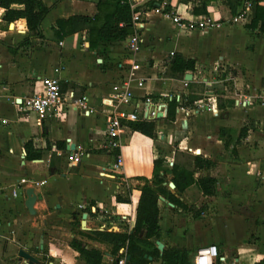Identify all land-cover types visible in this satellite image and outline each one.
Returning a JSON list of instances; mask_svg holds the SVG:
<instances>
[{
	"label": "crops",
	"instance_id": "0c3cea01",
	"mask_svg": "<svg viewBox=\"0 0 264 264\" xmlns=\"http://www.w3.org/2000/svg\"><path fill=\"white\" fill-rule=\"evenodd\" d=\"M97 1L44 0L50 11L41 23L40 37H29L23 18L6 23L0 12V118L6 119L0 122V218L10 223L12 214L18 213L32 219L27 223L40 230L37 244L32 245L28 228L24 229L27 242L23 241V250H31L44 264H85L70 246L78 240L84 249L100 251L104 264H115L113 260L120 254L126 260V244L121 246L116 238L130 234L135 225L140 196L137 185L141 183L133 177H150L156 151L164 155L167 166L179 157L190 158L192 163L199 156L212 165L196 169L193 178L213 179L212 192L204 193L195 183L182 190L169 187L167 191L181 205L160 196V237L146 250L153 253L156 247L160 255L164 248L184 249L193 260L197 249L215 244L224 258L219 264L263 260L264 31L252 39L245 26L248 22L229 21L233 14L225 0L174 1L176 14L191 19L202 15L195 9H205L219 26L203 32L185 31L192 42L167 51L195 60L194 70L185 72L192 75L189 86L182 87L180 79L168 78L164 71L159 78L147 74L146 89L134 91L132 103L141 102L145 92L156 100L171 91L179 95L181 105L175 120L166 125V136L160 127L165 119L159 122L160 141L131 131L125 122L115 138L119 146L113 148L106 135V119L112 109L105 106L106 113L98 107L126 68L113 65L109 53L100 68V57L89 48L86 30L62 39L54 33L57 19L93 15ZM160 17L180 30L163 15L146 16L138 63L149 71L154 69L144 64L143 57L151 55L156 62L161 56L151 49L165 36L157 30ZM166 37L168 42L173 40L171 33ZM43 76L59 78L63 100L39 122L33 112L19 111L18 104L40 91L38 78ZM82 95L87 96L92 110L88 114L72 106L71 97ZM187 95L202 98L194 106H184L181 98ZM198 101L208 109L196 108ZM132 103L118 109L131 111ZM193 108L194 115L187 117L185 111ZM72 145L82 153L77 163L69 159ZM111 150H119L116 157L121 158V166L114 167L117 158ZM19 181L24 183L13 196ZM29 187L37 196L34 215L24 205ZM157 241L163 245L161 249ZM148 260V264H161L158 257L149 255Z\"/></svg>",
	"mask_w": 264,
	"mask_h": 264
},
{
	"label": "trees",
	"instance_id": "16d2710c",
	"mask_svg": "<svg viewBox=\"0 0 264 264\" xmlns=\"http://www.w3.org/2000/svg\"><path fill=\"white\" fill-rule=\"evenodd\" d=\"M226 5L229 7L233 15L237 14L240 5L239 0H225ZM263 0H258L252 7L248 15V23L245 26L250 30L251 38L255 39L259 33L264 31V4ZM12 5H21L22 8H12ZM96 13L93 15L74 14L68 18H60L56 20V28L54 29L55 36L62 39L73 33L86 30L88 32L89 48L96 50V54L103 58L105 56L102 48H108L116 42L125 40L132 32L130 20L132 11L130 9L128 0H98L95 5ZM0 10H3L2 20L6 23L16 21L23 18L26 21V26L30 36H42L41 23L45 16L50 11V7L46 5L44 0H0ZM196 14H205L206 10H196ZM124 23V26H120ZM28 41V40H25ZM195 67V60L183 56L180 53H175L169 61L168 69L165 71V76L173 79L184 78L186 71H192ZM188 82V86L190 85ZM202 98L201 95H187L181 98L184 106H194V102ZM183 104V103H182ZM181 104L174 99L168 102L167 114L164 118L166 122L172 123L175 120L176 109ZM126 125L131 131H137L156 141L158 136L156 133V124L154 120H139L127 122ZM244 131V127L241 132ZM27 145V144H26ZM27 147V146H26ZM163 156L159 155L154 160L155 164L164 165ZM212 163L199 156L194 157L193 170L188 172L189 182L180 183L184 177V172L176 165H173L172 170V183L174 190H182L190 184H197L204 193H211L214 181L209 177L200 176L196 179L193 178V173L196 169L209 168ZM177 168V169H176ZM184 170V168L181 167ZM144 184L139 187L140 196L136 209V220L132 232L126 236H120L118 239L121 246L126 244V256H129V264H148V256L158 257L161 264H193L189 258L188 251L178 248H164L159 255L158 249L155 247L154 252L146 250V246L151 245L154 240L160 237L159 228V197L163 196L170 200L171 203H178L177 199L173 196L169 197L167 187L163 185V179L157 174L153 176L151 183L144 180ZM117 199H123L117 196ZM123 200H126L125 198ZM107 234V233H97ZM110 235V234H108ZM83 256L85 264H104L102 262V253L96 249H84L83 247L73 244ZM28 253H33L31 250ZM116 254V251H112ZM120 256L113 260L116 263ZM218 259L215 264L218 263ZM220 262V261H219ZM255 264H264V259L257 261Z\"/></svg>",
	"mask_w": 264,
	"mask_h": 264
},
{
	"label": "built area",
	"instance_id": "2783aa9c",
	"mask_svg": "<svg viewBox=\"0 0 264 264\" xmlns=\"http://www.w3.org/2000/svg\"><path fill=\"white\" fill-rule=\"evenodd\" d=\"M175 2L181 0H128L130 9L132 11L130 25L132 32L126 40L127 53L134 56L139 54L141 47L144 43V33L146 28V16L148 14H160L167 17L172 24L180 30L191 31H207L209 29L219 26V21L214 17L202 14L197 15L191 19L184 18L173 11L175 8ZM190 2H197L198 0H188ZM258 0H239L240 9L237 14L230 17L229 21L233 23L248 22V15L251 12L253 5ZM152 3L153 6L149 4ZM120 26H124V23H120ZM174 53H170L173 56ZM170 56V57H171ZM130 68L123 70L121 79L111 86L110 92L101 99L103 106L112 109V113L108 115L106 119V135L110 139V147H118L119 143L115 139L119 136L120 130L124 128L125 122L139 121V120H154L156 126V133L158 131V124L161 120H164L167 114L168 102L175 98L179 101V95L176 92L166 93L159 96V98L153 99L148 93L143 94L141 102L132 103L134 98V91L145 90V79L134 78L133 70H136L140 65L135 60L130 59ZM120 68L121 65H119ZM40 84V91L36 92L32 96L24 97L20 100L18 107L19 111L33 112L38 121L41 122L45 119L53 110H56L62 104V93L59 84V78L56 76H43L38 78ZM188 80L184 78L181 80L182 87L188 86ZM264 100V96L262 98ZM72 106L76 109L82 110L84 113H90L92 110L88 107V98L82 95L78 98H72ZM198 101L196 108L206 107ZM132 103L131 111L119 110V105H130ZM196 109L186 110V116L190 117L194 115ZM0 122L5 123L6 119H1ZM159 133V132H158ZM69 143V140H68ZM80 150V149H79ZM79 150H71L69 159L77 163L81 159L82 153ZM121 158H117L114 167L121 166ZM24 181L16 183L17 189L13 192V196L17 195L18 185L20 186ZM222 261L224 258L219 255L218 248L215 244H209L200 247L196 250L192 263L193 264H214L215 260ZM124 257L117 260L115 264H125Z\"/></svg>",
	"mask_w": 264,
	"mask_h": 264
},
{
	"label": "rangeland",
	"instance_id": "374dc122",
	"mask_svg": "<svg viewBox=\"0 0 264 264\" xmlns=\"http://www.w3.org/2000/svg\"><path fill=\"white\" fill-rule=\"evenodd\" d=\"M150 6H153L152 3L149 4ZM159 26L157 27L158 32L161 33V36L165 35L162 39L161 42L158 43H153L152 44V48L151 49H155L156 52L155 54H157L158 60L155 62L152 58L151 55L147 56V57H143L145 58L144 64H149L148 67H152L154 70L149 71L147 70V66H140L138 69L133 70V77L134 78H145L147 76V74H151V73H155L158 78L163 75L164 71H166V69H168V65H169V60H168V56L170 57L171 55L169 54V51L171 48H174V46H178L179 48L181 46H188L192 41L191 39H189L187 37V32L183 31V30H178L176 28H173L171 23L168 20H165V18L160 17L159 18ZM167 33H171L173 35V40L171 42H168L169 40L166 39L167 37ZM126 40H123L121 42H116L112 45L113 49H106V48H102L105 56L107 57L108 53L110 54L109 59L111 61H113V65L118 66L121 65V67L123 68H130V59H134L135 62L138 63V60L140 62V56L137 55L136 59L134 56L130 55L127 53L126 50ZM152 39H150L151 41ZM175 44V45H174ZM148 46V45H147ZM175 54V52H174ZM100 57V63H99V67L103 68L104 65V58ZM167 57V58H166ZM173 57V56H171ZM118 62V63H116ZM155 62V63H154ZM107 64V63H106ZM139 64V63H138ZM156 64V65H155ZM228 72V71H227ZM230 74V73H229ZM220 77V76H218ZM228 85V83L226 84ZM84 88V87H83ZM257 101L260 100L258 98H256ZM98 109L103 110L104 112L108 113L109 110L101 105L100 107H98ZM169 123L164 121L163 123H160V127L163 128V135L166 136V125H168ZM158 129H159V124H158ZM159 131V130H158ZM158 136V134H157ZM161 139V135L160 137L158 136L157 140L160 141ZM157 149H161L159 146H157ZM112 154L116 157L117 154L119 153V150L115 151V150H111ZM157 152V157H155L153 159V164H152V168H151V175L148 178L147 176L144 175H140V176H135L133 177L134 180H138L139 183L138 184V188L140 186H142L144 184V180L149 181V183L152 182L153 180V176L155 174H157L159 177H161L163 179V185L168 186L169 182H172V170L171 168L173 167V165H176L178 167V169L182 170L184 172V178L182 180H180V183H186L189 182V175L188 172H191V170H193V166H192V162L190 161V158H183L180 159V157L178 158L179 161H177V159H173L172 161V165L167 166L162 165V164H155L154 160L158 158V155L164 156L161 153ZM117 153V154H116ZM117 158V157H116ZM164 159V158H163ZM184 168L183 169H181ZM177 169V168H176ZM191 185V184H190ZM197 185V184H196ZM198 186V185H197ZM167 189H169V187H167ZM172 194H169L168 198H172L173 196H171ZM174 198V197H173ZM169 200V199H168ZM170 201V200H169ZM178 203L181 205V203L178 201ZM24 216V217H23ZM22 217H19L18 213H14L12 214V218L9 220L10 223H6L7 220H4L2 218H0V264H22L19 262V258H18V251L19 249H24L23 246H25L26 244H24L23 241L27 242L24 238V236L26 235V231L24 229L28 228V232H29V236H31L29 238V240H33L32 245L37 244V238H38V234L40 233L39 229H36L33 227V223H27L28 221H32L31 218H29L27 215L23 214ZM31 227H33L32 229H30ZM77 246H82L81 245V241H76V242H70V246L72 248H74V250L77 251L78 253V258L79 260H81L83 262V256L80 255L79 251L74 247V245ZM37 257V256H36ZM39 259V257H37ZM40 260V259H39Z\"/></svg>",
	"mask_w": 264,
	"mask_h": 264
},
{
	"label": "water",
	"instance_id": "95a60500",
	"mask_svg": "<svg viewBox=\"0 0 264 264\" xmlns=\"http://www.w3.org/2000/svg\"><path fill=\"white\" fill-rule=\"evenodd\" d=\"M192 78V75L189 73H186L184 75V79L190 81ZM71 149H74V145H72L70 147ZM168 186L170 188H174V184L172 182L168 183ZM36 194L34 192V188L33 187H29L26 189V200H25V207L28 210V213L31 215L35 214V209L33 208V205L36 201ZM161 198V197H159ZM85 217V214H83V218ZM84 221H82L83 224ZM156 244L158 245V247L161 249L162 248V244L157 241ZM18 258H19V262L22 264H44V262L40 261L37 257H35L34 255L28 253L27 251L23 250V249H19L18 253ZM125 264H129V256H126V262Z\"/></svg>",
	"mask_w": 264,
	"mask_h": 264
},
{
	"label": "clouds",
	"instance_id": "9594fccd",
	"mask_svg": "<svg viewBox=\"0 0 264 264\" xmlns=\"http://www.w3.org/2000/svg\"><path fill=\"white\" fill-rule=\"evenodd\" d=\"M3 10H0V12H2Z\"/></svg>",
	"mask_w": 264,
	"mask_h": 264
}]
</instances>
